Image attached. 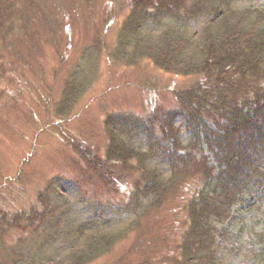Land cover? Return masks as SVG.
<instances>
[{
    "label": "rangeland",
    "instance_id": "1",
    "mask_svg": "<svg viewBox=\"0 0 264 264\" xmlns=\"http://www.w3.org/2000/svg\"><path fill=\"white\" fill-rule=\"evenodd\" d=\"M13 1L15 12H4L15 24L7 20L0 30V219L9 220L0 232V264H64L85 243L73 234L83 222L95 231L127 227L86 264H180L177 245L198 167L183 169L164 201L141 215L116 212L119 202L130 206L139 171L106 158L103 121L117 112L142 121L161 116L198 77L165 71L132 50L134 58L120 51L128 60L121 58L127 0ZM230 5L264 9V0ZM204 21L187 27L199 31ZM67 80L80 88L77 96L66 94L74 90ZM240 196L227 219L212 220L216 264H264V186Z\"/></svg>",
    "mask_w": 264,
    "mask_h": 264
},
{
    "label": "trees",
    "instance_id": "2",
    "mask_svg": "<svg viewBox=\"0 0 264 264\" xmlns=\"http://www.w3.org/2000/svg\"><path fill=\"white\" fill-rule=\"evenodd\" d=\"M127 5L118 30L119 52L132 59V50L165 71L198 78L176 91V106L161 116L142 121L117 112L104 117L106 158L139 171L129 191L130 206H113L116 212L141 215L164 201L183 169L197 166L201 180L186 205L176 259L180 264H216L212 220L227 219L240 195L264 186V9L231 6L230 0H127ZM16 8L15 1L0 0V30L7 20L15 24L4 11ZM201 18L199 31L187 27ZM157 25L160 30L154 29ZM65 86L74 89L66 94L80 93L72 80ZM105 207L99 212L104 214ZM5 220L0 219V232L9 223ZM126 228L95 231L83 222L73 234L85 243L76 244L64 264L96 259ZM21 251H16L20 257Z\"/></svg>",
    "mask_w": 264,
    "mask_h": 264
}]
</instances>
